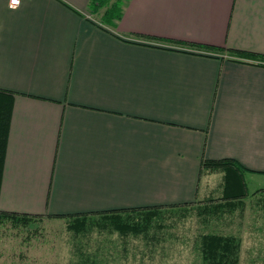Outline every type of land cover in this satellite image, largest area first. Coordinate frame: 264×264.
Masks as SVG:
<instances>
[{"label": "crops", "instance_id": "obj_1", "mask_svg": "<svg viewBox=\"0 0 264 264\" xmlns=\"http://www.w3.org/2000/svg\"><path fill=\"white\" fill-rule=\"evenodd\" d=\"M10 1L0 0V89L14 93L0 210L191 204L207 195L204 159L264 174V59L185 47L264 57V0H128L112 29L90 0Z\"/></svg>", "mask_w": 264, "mask_h": 264}, {"label": "rangeland", "instance_id": "obj_2", "mask_svg": "<svg viewBox=\"0 0 264 264\" xmlns=\"http://www.w3.org/2000/svg\"><path fill=\"white\" fill-rule=\"evenodd\" d=\"M94 19L98 21L100 16ZM245 182L253 194L264 189V174L246 173ZM221 187V174L214 173L207 175L202 190L215 189L211 197L218 201ZM209 200L189 206L185 215L181 209H166L162 219L156 220L162 227L155 229L154 226L150 231V236L160 237L159 243L148 247L144 240L129 238L126 243L130 246L122 245L118 257L110 248L104 247L107 243L101 242L102 239L119 241L116 236L108 235V230L100 233L94 229L88 239L82 238V245L77 244L65 218L42 215L28 226L0 223V264H76L85 258L98 264H204L200 236L209 232L239 235L240 264H264V205L249 198L243 212L236 211L205 222L197 215L196 207ZM127 247L128 251L122 254V249Z\"/></svg>", "mask_w": 264, "mask_h": 264}, {"label": "trees", "instance_id": "obj_3", "mask_svg": "<svg viewBox=\"0 0 264 264\" xmlns=\"http://www.w3.org/2000/svg\"><path fill=\"white\" fill-rule=\"evenodd\" d=\"M127 1L128 0H90L88 5L89 12L92 16L99 15V22L103 26L112 29L117 26V23L123 17L124 5ZM149 40L153 42L152 39ZM154 40L157 43L163 44L176 43V41L167 39ZM185 47L196 49L203 53H233L236 57L243 59L239 60L243 62L264 59V57L260 55H251L207 45H186ZM13 98V92L0 89V184L4 168ZM204 173H206V175L217 173L221 174L222 177V187L218 190L217 194L219 200L215 201L211 197L213 196V192L216 191L214 189L207 192V195L202 197L199 201H205L206 199L210 200L203 203V206L196 207L197 215L202 217L205 222H208L210 218L221 219L225 214L232 215L236 211L243 212L249 198L256 200V203L264 205V189L250 194L245 182L246 173L258 172L248 169L237 160L204 159L201 165V175ZM195 203L134 210H117L100 214L54 215V217L67 219V228L76 236L77 244L83 245L82 238L88 239V237L94 233V229H97L100 233L109 231L108 235L113 238L116 236L119 241L112 242L110 239H102L101 242L107 243L104 247L110 248L112 252H115V256L118 257L120 255L119 248L122 245L130 246L128 242L126 243V240L129 238L144 240V245L148 247H152L159 243L158 240L160 237L158 235L150 236V231L154 226L155 229L157 227H162V225L156 223V220L162 219L161 216L165 213L166 209H181L185 215L188 212V207L196 205ZM39 216L42 215H30L0 210V223L9 222L13 226H28L38 219ZM120 240H123L122 243ZM240 250L241 238L239 235L209 232L200 236V251L204 264H240ZM123 251H128V247L127 249H122V254L124 253ZM126 254L127 253H125V255ZM76 264L98 263L94 260L89 261L85 258L81 259V261Z\"/></svg>", "mask_w": 264, "mask_h": 264}, {"label": "built area", "instance_id": "obj_4", "mask_svg": "<svg viewBox=\"0 0 264 264\" xmlns=\"http://www.w3.org/2000/svg\"><path fill=\"white\" fill-rule=\"evenodd\" d=\"M19 3H20V0H11L10 1V5H11V7H16V6H18L19 5Z\"/></svg>", "mask_w": 264, "mask_h": 264}]
</instances>
